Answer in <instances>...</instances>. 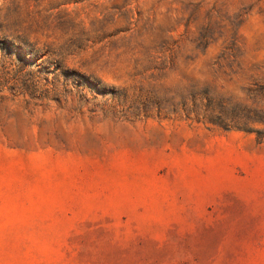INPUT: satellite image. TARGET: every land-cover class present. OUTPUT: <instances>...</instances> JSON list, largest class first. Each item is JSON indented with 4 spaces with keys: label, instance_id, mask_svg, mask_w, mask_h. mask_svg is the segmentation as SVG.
Segmentation results:
<instances>
[{
    "label": "rangeland",
    "instance_id": "obj_1",
    "mask_svg": "<svg viewBox=\"0 0 264 264\" xmlns=\"http://www.w3.org/2000/svg\"><path fill=\"white\" fill-rule=\"evenodd\" d=\"M0 264H264V0H0Z\"/></svg>",
    "mask_w": 264,
    "mask_h": 264
}]
</instances>
